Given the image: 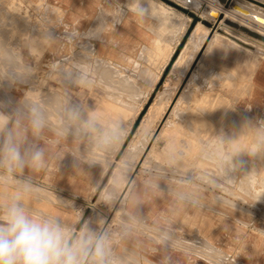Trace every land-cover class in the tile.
Listing matches in <instances>:
<instances>
[{"label":"rangeland","instance_id":"374dc122","mask_svg":"<svg viewBox=\"0 0 264 264\" xmlns=\"http://www.w3.org/2000/svg\"><path fill=\"white\" fill-rule=\"evenodd\" d=\"M160 1L161 13L157 11L158 15H155L154 10L152 11L153 7L159 8L158 0H140L142 6L149 8L143 19L129 11L134 19L135 26L144 27V30L139 32L141 37L133 43L124 44L117 48L118 51L123 50V53H111L117 54L120 59L107 58L103 60V65H101L102 61H98L97 56L94 54V46H89L92 42L86 39L84 35L72 36L63 27L64 12L61 9L52 6L45 0H0V111L12 115L15 112L12 111V108L20 105L26 96L30 97L39 101L41 106L48 112L52 126L49 130L54 131L63 109L69 105L81 106L97 114L96 108L98 104H102V99L106 94V85L127 86L131 90L128 95L132 97L134 102L138 101L137 99L142 95V92L144 94L145 90L151 88L147 99L141 105V112L139 111L138 117L121 149L115 155L114 152L117 151V147L102 151L87 140L72 137H70L71 141L67 143H48L57 151L55 157H57L58 152L68 151L72 166L80 169L94 187L93 192L87 193L86 206L82 207L80 216L91 214L90 219L94 222L103 217L113 230H116L123 213L127 211L125 208L127 198L135 189L131 188L125 198L123 195L126 194L129 188L130 180L135 178L140 183L138 190H141V193H144L148 199L150 198L149 205L160 207L163 204L176 202V212L168 213L170 216L175 214L182 216L183 227L177 228L174 227V224H170V227L166 223L160 224L161 221H157V224H150L145 215H137L139 219L146 222L147 229L158 227L156 225L170 228L174 240L172 246L166 251L167 261L184 264L193 262L199 264H264V151H259L253 155V145L258 130L264 128V113L258 111L255 108L256 105L251 103L250 97L253 88L249 74L252 67L249 62L244 60L246 57H242L238 62H235L232 56H218L215 53H209L205 65L198 66L202 53H207L205 49L208 43L216 34L226 30L241 34L243 37L253 40L258 48L259 46L264 48L263 41L247 36L242 30L233 29L228 26L226 21H223L224 11L227 9L234 11L235 6L239 3H244L250 13L264 14V0H224L225 2L221 0ZM16 2L17 4H14ZM104 2L107 3L105 5H110L113 8L117 5L126 10L135 7V0H104ZM216 7L220 10L215 13V17L213 12L217 10ZM185 16H191L186 32L179 40L180 44L176 47L160 78L154 83L152 79L157 73L154 58H159L160 49L155 47L151 52L143 47L141 33L153 34V25L161 22L162 25L167 26L165 34L173 35L172 31L175 32L179 28L181 29ZM221 16H223L222 19H220ZM247 17L253 19L248 14ZM198 23L204 24L208 30L207 37L196 53L195 60L191 65L188 64L167 88L162 90L161 87L163 88L175 61ZM238 23L245 27V24ZM37 31H40V33H37ZM46 32L52 38L49 46L47 41H43L44 37L41 36ZM31 35L38 36L36 37L39 38L38 40L41 39L36 47V49L38 48L36 52L34 47H28L27 45L29 37H32ZM220 40L228 41L224 38ZM85 46H88L86 50L83 48ZM6 49L11 51H8L9 56ZM235 49L228 46L227 50L228 53L233 54L236 53ZM89 50H92V52H88ZM236 50L237 54H242L238 49ZM84 52L88 55L86 56ZM94 58H96V61ZM146 58L147 60H145ZM97 61L101 64L98 63V65ZM55 62L62 65V67L60 66L61 71H52L51 65ZM78 62L82 63L79 64ZM90 62L89 67L88 63ZM104 62L109 66L104 68ZM85 67L89 70V72L87 71L89 80L94 82L91 81L92 85L89 86H76L73 81L81 75L80 69ZM108 67H110V70H108ZM147 67L148 69H146ZM26 68L31 69V72H27ZM69 72L71 73V79L65 74ZM122 76L125 80L121 79ZM42 79L44 82L41 81ZM126 81H128L127 84ZM150 83H152L151 86ZM41 85L43 88L39 90L38 88ZM51 96L54 98H51ZM157 97L161 102H157ZM205 98L209 100L216 98L217 100L216 110L214 111L218 115L214 114L213 119L215 120H208L210 123L216 124L215 128L206 134V127L199 126V123L197 126L194 120L189 121L188 134H191L190 125L201 128L194 135L195 142L198 145V151L194 157L201 159L198 164L192 163V160L180 164L168 151L167 136L158 137L159 130L166 119L169 120L166 127L174 128V122L171 119L192 118L196 114L195 111L192 112L187 109L189 104L193 108L200 107L202 105L197 103L204 102ZM205 105H209V103ZM151 107L155 108L153 123L142 134L134 156L128 163L121 161L125 147L136 136L144 116ZM183 112L185 115L181 117L180 114H183ZM236 121H241L245 126L240 127L241 133L240 130L239 133L233 131ZM100 122L103 126H108L102 120ZM222 123L224 126H221ZM40 140L43 139L40 138ZM181 145H184L185 149L190 147L191 144L180 143L178 153L183 149ZM195 149L194 147L193 150ZM226 156L234 157L233 162L238 163L240 167L225 172L222 168V160ZM92 161H95V163H91ZM105 167L107 169L102 174ZM97 170H99L98 174L94 175L93 172ZM112 172L114 173L109 182V176ZM103 176H105L104 179ZM182 179H190L191 184H180L179 181ZM157 184L159 188L155 186ZM113 186L119 191L120 200L111 208H107L100 203V191L104 187ZM176 191L193 193L197 202L179 201L174 194ZM196 205L210 206V208L208 207V210L206 207ZM160 215V213L156 214V218L159 220ZM211 225L214 228L215 241L220 243V246H217L213 253L207 252L205 247L195 246L194 249L199 251V255H191L189 252L192 249L191 236L196 231L205 234L206 231L211 229ZM176 234L184 236V238H176ZM153 236L154 233L148 230L137 231L117 246V252L124 255L126 264H143L150 255L143 249L142 242H152L153 246H159ZM254 249H257L260 253L253 255Z\"/></svg>","mask_w":264,"mask_h":264},{"label":"clouds","instance_id":"9594fccd","mask_svg":"<svg viewBox=\"0 0 264 264\" xmlns=\"http://www.w3.org/2000/svg\"><path fill=\"white\" fill-rule=\"evenodd\" d=\"M128 11L141 19L148 13L140 0H135V7ZM122 15L123 9L115 14H106L101 10V16L111 17V20L102 19L95 29L84 33V37L102 39L107 26L112 24L115 27L121 22ZM51 69L61 71L59 62L53 63ZM26 71L30 73L31 69L26 68ZM80 71L81 75L73 83L89 86L92 82L86 68ZM67 76L71 79L70 72ZM51 127L48 112L39 101L27 96L13 115L0 111V184H14L16 187V193L6 198L7 203L0 212V264H126L124 255L118 254L117 246L141 230L154 233V240L165 250L170 248L174 240L170 228L158 226L147 229L146 222L139 219L135 212L125 211L118 227L113 230L103 217L95 222L85 220L82 224L80 219V226L77 227L66 224L57 216L36 213L26 207L25 197L40 189L33 184L31 177L25 175V171L35 172L45 167V151L36 141L42 138L45 129ZM54 131L56 136L65 139L87 140L102 151L114 149L126 135L120 122L103 126L96 113L77 105L63 109ZM259 151H264V128L258 130L253 155ZM233 161L232 156L223 158L225 172L240 167ZM179 183L191 184V180L182 179ZM155 186L159 188L158 184ZM174 194L179 201L197 202L191 192L176 191ZM99 200L111 208L120 200V193L115 186L104 187ZM167 260L165 258V264Z\"/></svg>","mask_w":264,"mask_h":264},{"label":"crops","instance_id":"0c3cea01","mask_svg":"<svg viewBox=\"0 0 264 264\" xmlns=\"http://www.w3.org/2000/svg\"><path fill=\"white\" fill-rule=\"evenodd\" d=\"M45 1L51 4L52 6H55L61 9L64 12V26L63 27L66 30H68L71 33V35L75 32L79 33L80 35H84V33H86L89 29H95L101 23L102 19H108L110 21L111 17L101 16V10H103V12L106 14H115L116 13L115 11L123 9L124 15H122L121 17V22L116 24L115 27H113L112 24H109L104 31V35L102 39L101 38L89 39L92 42L93 46L97 48L98 54L103 56L106 59L107 58L112 59V60L120 59L117 54H114V53L111 54V53L112 52L123 53L124 52L123 50L118 51L119 49L117 48H119L120 46H123L124 44L127 45L129 43H133L135 40L141 37L139 32L144 30L143 26H139V25L137 27L135 26L134 19L128 10L124 9L123 7L121 8L118 5L114 8L111 7L110 5H105L107 3H105L104 0H45ZM158 2H159L158 4L159 8L157 9L153 7L155 12L157 11L160 12L161 1L158 0ZM159 23L160 22L155 23V25H153L152 27L153 34L152 33L151 34L141 33V34L143 37L142 45H144L146 49H148V47H149L148 49L149 51H151L154 47H157L160 49L159 58L158 59L154 58L156 61L157 69H158L157 73H159V78H160L162 71L165 69L166 65L168 64L169 60L174 54L176 47L178 46V44H180V41H178L177 43V35L175 36L171 35L172 37H174L176 41L173 38L170 39L171 37L170 35L167 37V35H165V29L163 28L165 26ZM154 29L156 30L158 34L157 33L154 34V31H155ZM176 33L177 32L175 31L174 34ZM44 34H41V35H43L45 41H47L48 46H49L52 38L47 35L48 34L47 32ZM34 36L35 35H33L32 37H29L28 39L29 42L27 41V45H29V47H32V46L36 47L38 46L37 44H39L38 39L36 38L37 36L36 37ZM173 41L176 42V44H173L174 43ZM147 43L149 44V46ZM227 49L226 51H224L223 54L216 53V52L214 53L218 54V56H225V55L232 56L235 62H238L242 57H245V56L246 58H244V60L246 62H249L250 65L252 62H254V60H248L250 58L245 54H240V53L237 54V50L235 48L234 49L236 53H233V54L228 53ZM251 67L252 68H251V72L249 76H251V74L253 73L256 74V78L259 80V84H260L259 88H261L260 90L263 92V94L260 95L261 97L258 96V99H255L254 91L252 90L251 97H250L251 103L256 105L255 108L258 111H260L261 113H264V72L263 71L254 72L252 71L253 70L252 65ZM242 75H244V73H242ZM41 81L44 82L43 79ZM42 82L41 84L43 85ZM42 85L40 88H38L39 90L40 89L42 90L43 88ZM148 89L144 91V94L142 92V95L139 96V98L137 99L138 101L140 99L139 102H136V101L134 102L132 97H130L129 95H124V94L130 93L131 90L128 87L127 89H125V87H119L117 85H111V86L106 85L105 87L106 94L102 99V104H98L96 108L97 116L100 118V120H102L106 124L109 122L108 125L113 124L115 121L120 122L122 126L125 128V130H127L125 137L122 139V142H120L121 143L120 149L128 133L130 132V129L132 128L135 120L137 119V116L141 109L139 107L144 103L145 99H147L145 95L146 94L149 95L151 91V90L149 91ZM118 96H121L119 98H121L122 101L121 100L120 102L117 101ZM205 99L203 100L204 102H198V104L204 105V103L205 104L209 103L210 106L206 105L209 108V110H216V102H217L216 98L211 99V101L209 99H206L205 101ZM136 106L139 108V111L135 110ZM197 107L198 106L193 108V106L190 105L187 109L191 111H196ZM16 108L17 107L12 108V111H15ZM132 117L134 118L133 120H132ZM192 118L189 117L183 120H179L178 118L171 119L174 122V128H168L166 127V124L164 123L163 126L161 127L162 132L161 130L159 132L160 134L159 138L163 136H167L168 151L170 152L171 155L173 154L176 162H180V164H185L189 160H192V163L194 162L198 164V161L201 159V158L194 157L198 151V145L195 142L196 140H195L194 135H196L197 130H201V128L199 127L196 128L190 125L191 134L190 135L184 134L185 130L188 131L189 121H193V120H190ZM125 123H127L128 126ZM212 124L214 126L209 127L208 129L209 132L212 131L211 129L215 128L216 124L214 123ZM41 139L43 140L39 139L36 141V143L40 147H42L45 151V167L35 172L31 170L25 171V175L31 177L33 184L38 189H40V191L26 196L24 200L25 205L26 207H28L29 209H31L32 211L36 213L57 216L66 224L70 226H74L80 217V214L82 212V207L86 206L85 200L87 198V193L93 192L94 187L89 182L88 177L85 174H83L80 171V169H78L75 166H72L71 157L68 151L63 150L62 152H58L57 157H55L57 151L54 150V147L48 144L50 142L51 143H54V142L67 143L71 141L70 137L68 139L58 137L55 135L54 131L45 129L42 134ZM180 143H183V144L190 143L191 145L190 147L185 148L186 150L183 148L179 153H177L175 151V148H177ZM194 147L196 148L195 150H193ZM106 167L104 168V171L102 172V174L105 172ZM98 171L99 170L94 171L93 174L94 175L98 174ZM139 186H140V183L136 181L133 183V186L129 185V188L126 191L125 197L131 188L135 189V191H133L132 194H129L127 198L126 207H125L127 211L135 212L136 215L138 214L145 215L148 218V222L150 224H157L156 223L157 221L159 222L161 221L160 224H164L166 223V221H170V224H174V227H177V228L183 227L182 225L183 223L181 222L182 216L180 217V216H177L176 214L174 216L169 215L170 212H174V213L176 212V209H177L176 202L163 204L160 207L149 205L150 198L148 199L144 193H141V190H138ZM15 193H16V187L14 184H8V185L0 184V212H3L4 210V205L7 203L6 198L11 195H14ZM179 206L181 207L180 204ZM196 206L210 208V206H201V205H196ZM157 213L161 214L160 220L156 218ZM170 224H167V225L170 227ZM156 226H160V225H156ZM210 228L211 229L206 231L205 234L204 232H200V231H196V233H193V235L191 236L192 249L189 251L191 255H196V256L199 255V251H196L194 249L195 246L205 247L206 251L210 253H213L215 249L217 248V246L218 247L220 246V243H217L215 241V237H214L215 232H214L213 225H211ZM175 236L176 238H179V239L184 238V236H180L177 234ZM142 243H143V249L147 252L148 255H150L149 258L146 259L147 261L144 262L143 264H165V258H168V256H166V251L168 249L165 250L161 245H159L158 247L153 246L152 242H142ZM252 253L253 255H257L260 252L257 249H255L253 250ZM167 264H184V263H178V262L171 263L167 261ZM185 264H189V263H185ZM190 264H199V263L193 262Z\"/></svg>","mask_w":264,"mask_h":264},{"label":"bare ground","instance_id":"6f19581e","mask_svg":"<svg viewBox=\"0 0 264 264\" xmlns=\"http://www.w3.org/2000/svg\"><path fill=\"white\" fill-rule=\"evenodd\" d=\"M131 1V0H130ZM133 1V0H132ZM222 2H225L224 0H221ZM14 4H17V2L16 3H14ZM148 5V4H147ZM166 7V6H165ZM217 8V10H214L215 12H213V13H217L218 12V10H220V8H218V7H216ZM147 9H149V8H147ZM175 9V8H174ZM46 10V9H45ZM53 10V9H52ZM154 10V8L152 9V11ZM179 11V10H178ZM234 11H236V12H234ZM234 11H230V10H225L224 12H225V16H224V18H223V21H226V23L228 24V26H230V27H232L233 29H237V30H242L243 32H245L246 33V35L247 36H250V37H252V38H255V39H257V40H260V41H263L264 42V40L263 39H261L260 38V36H262V37H264V14L263 13H257V12H251L250 13V11H249V9L246 7V5H244V3L242 4V3H239L238 5H236L235 6V9H234ZM149 12H150V10H149ZM180 12V11H179ZM153 13V12H152ZM182 13V12H181ZM157 13L155 12V15H156ZM247 14L248 15H250L253 19H250L249 17H247ZM158 15V14H157ZM160 15V14H159ZM185 15V14H184ZM218 15V14H217ZM152 16V15H151ZM215 16V15H214ZM155 17V16H154ZM191 17V16H190ZM189 16H185V18L183 19V23H182V27H181V29L179 28L176 32V34H173L174 36L175 35H177V43H178V41L180 40V38L185 34V32H186V29H187V27H188V25H189V21L191 20V18H190ZM216 17V16H215ZM218 17V16H217ZM21 18V17H20ZM156 18H157V16H156ZM164 18V17H163ZM49 19V18H48ZM168 19V18H167ZM51 20V19H50ZM163 20V19H162ZM227 20H230V21H232V22H234L235 24H236V26H234V25H232V24H229L228 22H227ZM57 21H58V19H57ZM164 21V20H163ZM26 22V21H25ZM35 22V21H34ZM237 22V23H236ZM238 22H240V23H242V24H245V27L244 26H242V25H240ZM161 23V22H160ZM159 23V24H160ZM158 24V25H159ZM161 24H163V23H161ZM55 25V24H54ZM155 25V24H154ZM157 25V26H158ZM164 26V25H163ZM247 26V27H246ZM175 27H177V26H175ZM156 28V27H155ZM164 29L165 28H167V26L166 27H163ZM194 28V27H193ZM155 30V29H154ZM173 30V29H172ZM171 30V31H172ZM207 30H208V28L204 25V24H202V23H198L197 25H196V27L192 30V32H191V34H190V36H189V38L187 39V42L185 43V45H184V47L182 48V51H181V53L179 54V56H178V58H177V60L175 61V63H174V65H173V67H172V69H171V71H170V73H169V75H168V78L166 79V82L164 83V86H163V88L161 87V89L162 90H164L165 88H167L168 87V85L171 83V82H173L175 79H176V77L179 75V73L183 70V69H185L186 68V66L189 64V65H191L192 64V62L195 60V57H196V53L199 51V49H200V46H201V44L204 42V40L206 39V37H207ZM52 31V30H51ZM50 31V32H51ZM131 31V30H130ZM137 31H139V30H137ZM34 32V31H33ZM40 33V31H37V33ZM173 33H174V31H172ZM172 32H171V34H172ZM36 33V32H35ZM66 33H68V32H66ZM76 33V32H75ZM155 33H157L156 32V30L154 31V34ZM83 34V33H82ZM158 34V33H157ZM253 34H256L257 36L255 37V36H253ZM45 35V34H44ZM67 35V34H66ZM161 35H162V33H161ZM166 35V34H165ZM165 35H164V37H165ZM167 35H169V34H167ZM32 36V35H31ZM41 36H43V35H41ZM40 36V37H41ZM68 36V35H67ZM159 36V35H158ZM171 36V35H170ZM34 37H36V35L34 36ZM38 37V36H37ZM149 37V36H148ZM163 37V36H162ZM161 37V38H162ZM163 37V38H164ZM5 38V37H4ZM154 38V37H153ZM171 38H173L174 39V37H170V39ZM221 38H224V39H227L228 41H225V40H220ZM39 39V38H38ZM43 39V38H42ZM151 39H152V37H151ZM168 39V38H167ZM34 40V39H33ZM41 40V39H40ZM40 40H38V43L40 42ZM175 40V39H174ZM216 40V42L214 43V41ZM217 40H218V42H217ZM0 41H1V38H0ZM3 41V40H2ZM43 41L45 42V39H43ZM176 41V40H175ZM29 42V41H28ZM174 42V41H173ZM3 43V42H2ZM211 43V44H210ZM210 43H208V45H207V47H206V49H205V51H207V53H202V56H201V58L199 59V65L198 66H204L205 65V61H206V58L209 56L208 54L210 53H214V52H216V53H220V54H223L224 53V51H226V49H227V47L228 46H232V47H234V48H236V49H238L239 50V52H241L242 54H245V55H247L250 59H248V60H254V62H252L251 63V65L253 66V70L252 71H254V72H259V71H263L264 72V48H260V46H259V48H258V45L253 41V40H251V39H248V38H246V37H243L241 34H238V33H234V32H230V31H228V30H226V31H223V32H220V33H218V34H216L214 37H213V39L211 40V42ZM4 44V43H3ZM8 44V43H7ZM19 44V43H18ZM32 44V43H31ZM37 44V43H36ZM36 44H35V46H36ZM48 44V43H47ZM88 44V43H87ZM148 44V43H147ZM155 44V43H154ZM173 44H176V42H174ZM212 44H214V46H212ZM33 45V44H32ZM37 45H39V44H37ZM41 45V44H40ZM31 46V45H30ZM89 46H93L92 44L91 45H89ZM144 46V45H143ZM148 46H149V44H148ZM209 46V47H208ZM4 47V46H3ZM2 47V48H3ZM28 47H29V45H28ZM34 46H32V48H33ZM37 47V46H36ZM36 47H34L35 48V52L36 51H38L37 49H36ZM42 47V46H41ZM88 46H85V47H83V48H85V50H86V48H87ZM145 47V46H144ZM152 47V46H151ZM92 48V47H91ZM90 48V49H91ZM94 48V54L97 56V60L98 61H102L101 63L100 62H98L97 61V64L98 63H100L101 65H103V60H105L106 58H104L103 56H101V55H99L98 54V52H97V48L94 46L93 47ZM155 48V47H154ZM40 49V48H39ZM148 49H149V47H148ZM7 50V49H6ZM88 50V49H87ZM144 50V49H143ZM171 50V49H170ZM4 51V50H3ZM8 51H10V50H7V52ZM40 51V50H39ZM78 51V50H77ZM82 51V50H81ZM149 51V50H148ZM159 51V50H158ZM172 51V50H171ZM204 51V52H205ZM11 52V51H10ZM29 52V51H28ZM76 52V51H75ZM80 52V51H79ZM79 52H78V54H79ZM83 52V51H82ZM88 52H92V50H89ZM101 52V51H100ZM152 52V51H151ZM155 52V51H154ZM14 53V52H13ZM40 53V52H39ZM85 53V52H84ZM156 53V52H155ZM172 53V52H171ZM7 54V53H6ZM8 56H9V52H8V54H7ZM6 55V56H7ZM11 55V54H10ZM30 55V54H29ZM31 55H32V53H31ZM84 55V54H83ZM82 55V56H83ZM85 55H86V53H85ZM84 55V56H85ZM88 55V54H87ZM86 55V56H87ZM90 55H92L91 53H90ZM158 55V54H157ZM170 55V54H169ZM12 56H14V55H12ZM107 56V55H106ZM105 56V57H106ZM81 57V56H80ZM140 57V56H139ZM148 57V56H147ZM169 57V56H168ZM167 57V58H168ZM246 57V56H245ZM64 58V57H63ZM170 58V57H169ZM96 58H94V60H95ZM145 60H147V58L145 59ZM96 61V60H95ZM74 62V61H73ZM77 62V61H76ZM109 62H111V61H109ZM64 63V62H63ZM79 63V62H78ZM80 63H82V62H80ZM79 63V64H80ZM105 63V62H104ZM108 63V62H107ZM135 63V62H134ZM137 63V62H136ZM167 63V62H166ZM165 63V64H166ZM77 64V63H76ZM84 64V63H83ZM89 64V67H90V64H91V62L90 63H88ZM94 64V63H93ZM96 64V65H97ZM110 64V63H109ZM85 65V64H84ZM83 65V66H84ZM99 65V64H98ZM113 65V64H112ZM163 65V64H162ZM61 67H62V65H60ZM76 66V65H75ZM79 66V65H78ZM81 66H82V64H81ZM94 66V65H93ZM105 66H109L108 64L106 65V63L104 64V68H105ZM87 67V66H86ZM85 67V68H86ZM88 67V68H89ZM95 67H98V66H95ZM111 67V66H110ZM110 67H108V70H110ZM113 67V66H112ZM163 67V66H162ZM164 68V67H163ZM198 68V67H197ZM106 69H107V67H106ZM146 69H148V67L146 68ZM199 69V68H198ZM197 69V70H198ZM202 69V68H201ZM212 70H213V68H211ZM62 70V69H61ZM77 70V69H76ZM87 70V69H86ZM116 70V69H115ZM114 70V71H115ZM158 70V69H157ZM163 70V69H162ZM208 70V69H207ZM78 71V70H77ZM88 72H89V70H87ZM97 71V70H96ZM127 71V70H126ZM214 71H215V69H214ZM63 72V71H62ZM61 72V73H62ZM67 72V71H66ZM81 72V71H80ZM87 72V73H88ZM102 72V71H101ZM109 72V71H108ZM140 72V71H139ZM146 72V71H145ZM148 72V71H147ZM149 72H150V69H149ZM194 72V71H193ZM197 72V71H196ZM204 72V71H203ZM206 72V71H205ZM48 73V72H47ZM93 73V72H92ZM96 73V72H95ZM144 73V72H143ZM195 73V72H194ZM228 73V72H227ZM66 74V76H67V73H65ZM135 74V73H134ZM140 74H142L141 72H140ZM193 74V73H192ZM192 74H191V76H192ZM211 74V73H210ZM216 74V73H215ZM98 75V74H97ZM122 75H124V73H122ZM126 75V74H125ZM145 75V74H144ZM130 76V75H129ZM137 76H139V75H137ZM143 76V75H142ZM119 78L121 77V76H118ZM141 77V76H140ZM147 77H148V75H147ZM190 77V76H189ZM206 77V76H205ZM225 77V76H224ZM92 78V77H91ZM125 78V77H124ZM146 78V77H145ZM158 78H159V73H155V76H154V79H152V81L154 80V83L158 80ZM222 78V77H221ZM121 79H123V76H122V78ZM123 80H125V79H123ZM128 80V79H127ZM90 81H93V80H90ZM114 81V80H113ZM151 81V82H152ZM209 81V80H208ZM94 82V81H93ZM103 82V81H102ZM250 82H251V86H252V88H253V91H254V98L255 99H258V96H260L261 94H263V92L260 90L261 88H259V86H260V84H259V80L256 78V74L255 73H253V74H251V76H250ZM114 83V82H113ZM128 83V81H126V84ZM153 83V82H152ZM152 83H150V86H151V84ZM92 85V84H91ZM118 85V84H117ZM141 86H143V85H141ZM104 87V86H103ZM140 87V86H139ZM107 88H109V87H107ZM152 88H154V87H152ZM125 89H127V86L125 87ZM130 89V88H129ZM110 90H112V89H110ZM116 90V89H115ZM149 91L151 90V88H149L148 89ZM120 92V91H119ZM122 93V92H121ZM124 93V92H123ZM149 93V92H148ZM39 94V93H38ZM56 94V93H55ZM54 94V95H55ZM117 95V94H116ZM124 95H128V93L127 94H124ZM122 96V95H121ZM121 96H118L117 97V101H119L120 102V100H121V98H119V97H121ZM134 96V95H133ZM147 94L145 95V97L147 98ZM50 97V96H49ZM53 96H51V98H52ZM261 97V96H260ZM54 98V97H53ZM123 98V97H122ZM158 98V100H157V102H159L160 100H159V97H157ZM183 98V97H182ZM181 98V99H182ZM253 98V99H254ZM263 98V97H262ZM261 98V99H262ZM180 99V100H181ZM260 99V98H259ZM52 100V99H51ZM131 100V99H130ZM146 100V99H145ZM122 101V100H121ZM127 101V100H126ZM125 101V102H126ZM139 101H140V99H139ZM139 101H136V102H139ZM171 101V100H170ZM205 101H206V99H205ZM208 101V100H207ZM211 101V100H210ZM53 102H54V100H53ZM131 102H133V101H131ZM130 102V103H131ZM161 102V101H160ZM196 102V101H195ZM213 102V101H212ZM129 104V103H128ZM133 104V103H132ZM198 104V103H197ZM260 104V103H259ZM135 105V104H134ZM179 105V104H178ZM177 105V106H178ZM131 106V105H130ZM137 106H139V105H137ZM135 107V110H137V111H139V108H142L141 106L138 108V107ZM189 106H190V104H189ZM207 106H210V105H207ZM206 105H205V103H204V107H203V105L202 106H200V107H197V110L194 112L196 115H194V117L191 119V120H194V121H196V125L198 126V123H199V126L201 125V127H206V129L207 130H205V132H206V134L207 133H210L209 132V127H213L214 125L212 124V123H210L208 120H210V119H212V120H215V119H213L214 118V114H215V111L214 110H209V108L207 107ZM261 106V105H260ZM126 107V106H125ZM154 107V106H153ZM173 107H174V105H173ZM172 107V108H173ZM55 108V107H54ZM57 108V107H56ZM176 108V107H175ZM174 108V109H175ZM134 109V108H133ZM162 109H163V107H162ZM55 110V109H54ZM57 110V109H56ZM134 110V111H135ZM232 110V109H231ZM164 111V110H163ZM174 111V110H173ZM219 111V110H218ZM225 111H226V109H225ZM228 111V110H227ZM118 112V111H117ZM141 112V111H140ZM193 112V111H192ZM220 113V112H219ZM135 114H136V112H135ZM190 114V113H189ZM217 114V113H216ZM215 114V115H216ZM109 115V114H108ZM133 115V114H132ZM181 115V117L182 116H184L185 115V113L183 112V114H180ZM179 115V116H180ZM218 115V114H217ZM154 116H155V108H152L151 107V109L148 111V113H146V115L144 116V118H143V120H142V122H141V124H140V127H139V129H138V131H137V134H136V136L131 140V142L125 147V149H124V151H123V155H122V158H121V161L123 160V161H125L126 163H128V161L134 156V152H135V150H136V148H138V141L140 140V138H141V136H142V134L144 133V131H146V130H148L149 129V126L153 123V121H154ZM161 116H162V114H161ZM136 117V116H135ZM138 117V116H137ZM109 118V117H108ZM129 119V118H128ZM134 118L132 117V120H133ZM161 119V118H160ZM158 120V119H157ZM116 122V121H115ZM114 122V123H115ZM169 122V120L168 119H166V122H165V124H167ZM109 123V122H108ZM107 123V124H108ZM124 123V122H123ZM126 125H127V123H125ZM241 124V125H240ZM195 125V126H196ZM128 126V125H127ZM221 126H224L223 125V123H222V125ZM245 127L244 125H243V123L241 122V121H236L235 122V127H234V129H233V131L234 132H237V133H239V130L241 129V128H243V127ZM241 127V128H240ZM219 128H220V126H219ZM162 129V128H161ZM160 129V130H161ZM184 129V128H183ZM221 129V128H220ZM159 130V131H160ZM211 130H214V129H211ZM127 131V130H126ZM161 132H162V130H161ZM182 132V131H181ZM240 133H241V130H240ZM184 134L185 135H190V134H188L187 133V130L184 132ZM160 135V134H159ZM183 135V134H182ZM159 137V136H158ZM187 137V136H186ZM255 140H256V138H255ZM122 142V141H121ZM179 142V141H178ZM178 142H177V144H178ZM89 143V142H88ZM87 143V144H88ZM120 146H121V143L117 146V151H115L114 152V155L118 152V150L120 149ZM183 148L185 147L184 145H181ZM178 148H179V145H178V147L177 148H175V151L178 153ZM90 152V151H89ZM93 152V151H92ZM142 152V151H141ZM174 152V151H173ZM91 153V152H90ZM92 154V153H91ZM94 154V153H93ZM96 154V153H95ZM173 155V154H172ZM87 156V155H86ZM93 157V156H92ZM120 161V162H121ZM121 163H123V162H121ZM125 163V164H126ZM263 164V163H262ZM123 165V164H122ZM264 165V164H263ZM107 169V168H106ZM113 171H114V169H112ZM106 171V170H105ZM113 173L114 172H112L111 174H110V176H109V182L111 181V179H112V175H113ZM104 177L105 176H103V179H104ZM131 182H129V184H130V186H133V183L134 182H136V179L134 178H132L131 180H130ZM125 183H126V181H125ZM48 196V195H47ZM124 197H125V195H123ZM45 197H46V195H45ZM48 198V197H47ZM204 198V197H203ZM62 201V200H61ZM204 205V204H203ZM42 212V211H41ZM119 213V212H118ZM91 215V214H90ZM90 215L89 216H86V215H84V216H80L79 217V219H78V221L81 219V221H80V224H82L85 220H89L90 219ZM91 218H93V217H91ZM78 221L75 223V226H77V227H79L80 225L78 224ZM133 250V249H132ZM255 250V249H254ZM135 251V250H134ZM137 252V251H136Z\"/></svg>","mask_w":264,"mask_h":264},{"label":"water","instance_id":"95a60500","mask_svg":"<svg viewBox=\"0 0 264 264\" xmlns=\"http://www.w3.org/2000/svg\"><path fill=\"white\" fill-rule=\"evenodd\" d=\"M219 18H220V17H219ZM222 18H223V16H221L220 19H222ZM227 22H228L229 24H232V25L236 26V24H235L234 22L230 21V20H227ZM253 36L256 37L257 35H256V34H253ZM260 38L264 40V37L260 36Z\"/></svg>","mask_w":264,"mask_h":264},{"label":"snow or ice","instance_id":"6c2138e0","mask_svg":"<svg viewBox=\"0 0 264 264\" xmlns=\"http://www.w3.org/2000/svg\"><path fill=\"white\" fill-rule=\"evenodd\" d=\"M213 15H215V13H213Z\"/></svg>","mask_w":264,"mask_h":264}]
</instances>
